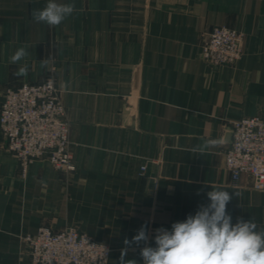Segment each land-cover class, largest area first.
Returning <instances> with one entry per match:
<instances>
[{"label":"crops","instance_id":"1","mask_svg":"<svg viewBox=\"0 0 264 264\" xmlns=\"http://www.w3.org/2000/svg\"><path fill=\"white\" fill-rule=\"evenodd\" d=\"M57 2L76 11L49 27L31 15L47 0H0V107L7 89L53 77L76 164L63 173L40 159L24 172L0 132V264H31L24 237L42 226H75L119 264L125 238L146 224L154 247V230L194 214L213 188L233 196V224L252 218L264 229V190L225 166L231 124L264 119V0ZM222 26L244 33V55L212 69L201 46ZM20 47L28 55L9 63ZM23 64L28 74L17 76ZM207 139L219 143L192 151ZM139 251L125 259L143 264Z\"/></svg>","mask_w":264,"mask_h":264},{"label":"built area","instance_id":"2","mask_svg":"<svg viewBox=\"0 0 264 264\" xmlns=\"http://www.w3.org/2000/svg\"><path fill=\"white\" fill-rule=\"evenodd\" d=\"M243 55L244 33L224 26L215 27L201 46V58L212 69L233 66ZM70 131L53 77L5 91L0 132L6 151L18 159L24 172L40 159H47L58 172H74ZM229 132L232 140L225 152V166L232 179L238 182L247 175L255 190H264V119L241 118L231 124ZM24 241L31 264H109L113 251L109 244L94 240L75 226L57 232L42 226Z\"/></svg>","mask_w":264,"mask_h":264},{"label":"clouds","instance_id":"3","mask_svg":"<svg viewBox=\"0 0 264 264\" xmlns=\"http://www.w3.org/2000/svg\"><path fill=\"white\" fill-rule=\"evenodd\" d=\"M76 11L73 3L47 0L42 9L32 11V19L49 27L59 26ZM28 55L25 47L18 48L9 58L17 64ZM28 65L23 64L17 76H27ZM214 139L204 140L195 146L194 153H204L218 145ZM200 192H197L199 195ZM236 197L239 193H234ZM208 203L198 206L194 214L184 221L173 222L171 229L154 230L151 245L147 225H142L131 240L125 238L119 264H137L135 259H125L129 249L139 254L143 264H264V229H258L251 218H237L233 224L227 205L233 199L227 190L213 188L206 193Z\"/></svg>","mask_w":264,"mask_h":264},{"label":"rangeland","instance_id":"4","mask_svg":"<svg viewBox=\"0 0 264 264\" xmlns=\"http://www.w3.org/2000/svg\"><path fill=\"white\" fill-rule=\"evenodd\" d=\"M49 78V77H48ZM55 232V231H54ZM57 232V231H56ZM30 261H31V257H30Z\"/></svg>","mask_w":264,"mask_h":264}]
</instances>
